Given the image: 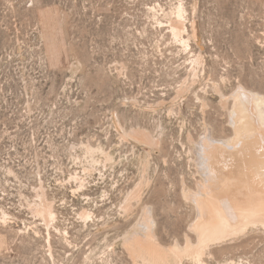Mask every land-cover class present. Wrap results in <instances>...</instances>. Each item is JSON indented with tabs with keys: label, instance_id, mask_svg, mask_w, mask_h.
<instances>
[{
	"label": "rangeland",
	"instance_id": "374dc122",
	"mask_svg": "<svg viewBox=\"0 0 264 264\" xmlns=\"http://www.w3.org/2000/svg\"><path fill=\"white\" fill-rule=\"evenodd\" d=\"M256 95L264 0H0V264H143L148 216L195 242L197 145ZM215 244L264 264L262 228Z\"/></svg>",
	"mask_w": 264,
	"mask_h": 264
},
{
	"label": "bare ground",
	"instance_id": "6f19581e",
	"mask_svg": "<svg viewBox=\"0 0 264 264\" xmlns=\"http://www.w3.org/2000/svg\"><path fill=\"white\" fill-rule=\"evenodd\" d=\"M248 100L250 108L245 103L236 108L232 138L219 141L208 132L197 145L203 178L197 192L188 194L197 208L191 225L197 240L163 247L152 235L148 216L143 221L146 238L130 242L143 264L149 259L156 264H183L184 259L206 264L213 244L264 229V96Z\"/></svg>",
	"mask_w": 264,
	"mask_h": 264
}]
</instances>
